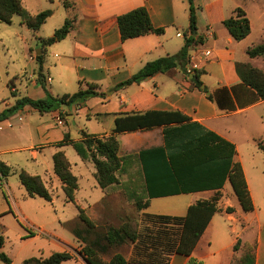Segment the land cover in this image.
Returning a JSON list of instances; mask_svg holds the SVG:
<instances>
[{
  "label": "crops",
  "instance_id": "1",
  "mask_svg": "<svg viewBox=\"0 0 264 264\" xmlns=\"http://www.w3.org/2000/svg\"><path fill=\"white\" fill-rule=\"evenodd\" d=\"M68 1L71 5L70 8H64L61 0L62 7L68 11V19H73V26L66 38L51 46L42 47L40 39L44 38L40 37L37 39L36 43V48L39 49H35L33 54H41V63L39 64L36 56L35 58H32L31 55L29 56L31 64H34L35 67L33 68V74L28 76L29 86L27 87L32 93H36V96H34V98L30 96L27 98H44V92L36 81V72L41 73L44 81L46 78H50V83H47V86L45 87H47V90L53 97H59L55 96L52 92L53 89L51 84L53 80L50 77V74L53 67L47 64V54H49L54 48H62L61 50L66 51V53L64 55V61L59 67V74H57V77L59 79L65 78L67 80L76 81L78 86L77 91L79 89L85 90L88 87H93L95 91L101 94V96L90 98L82 106H77L76 113L69 117H73L74 120L76 114L82 112L85 113L86 117L89 116L87 119H90L91 117L96 118V116L110 119L111 128L109 133L103 132V134H92L96 136L100 135L99 137H107L114 129L116 118L142 115L150 111H177L190 118L192 122L199 123L207 130L234 145L236 150L234 161L240 163L242 167L255 210L257 207L255 194H253L251 190L242 163L237 159L238 146L236 145L234 132L228 126L220 128L212 123L218 121L220 118V115L217 114L218 110L223 112L224 116H226L232 111L242 112L243 110L252 109L257 105L264 104L263 100H259L252 91H247V89L242 86L236 73V65L238 63H248L253 66V62L258 59H250L246 55V50L252 45L248 43L253 32V25L250 20V34L244 40L236 42L230 37L222 25V21L228 17L220 15L217 18V23L209 22L204 31H199L196 27L195 34L193 35L194 43L188 51V57H190L194 63L198 64V69L195 74H199V81L202 83L201 88L206 87L208 90L207 92L214 99L218 97L217 94L221 95V93H223L222 91L227 90L228 98L226 97L224 99L231 102L234 110H226L220 109L216 102L209 101L206 98L208 95L198 91L190 81L193 76L189 75L187 76V79H185L179 68L157 74L139 84L133 83L123 88H116L117 85L126 81L133 74L138 72L146 63L159 58L173 56L179 52L183 47L187 36L182 35L178 31L175 33V38L180 41L171 40L173 38L168 39L166 36L169 30H177L178 27H181L180 25L182 22L180 19H182V17L179 13L180 11H183L186 15V13L189 12L187 0ZM184 2H186L187 7H185ZM197 2L198 0H194V4ZM218 3H220V0L217 3L214 2L212 6L217 7ZM138 7H144L148 12L152 26L154 28L163 29L164 33L162 35L148 34L122 42L120 40L116 19L118 16ZM238 7H235L234 10ZM234 10L231 11L230 16ZM242 10L244 11V9ZM259 16V19H263L264 12L260 13ZM187 18L189 20V15ZM216 24L219 25L218 29H216ZM221 26L224 29H222ZM181 41L183 42L181 43ZM28 49L30 51V48ZM204 51H210L211 55L204 57ZM53 57L57 58L58 56L57 54H53ZM213 78L216 79V87L210 88L208 86L210 82L207 79ZM36 88H38L39 92L35 91ZM200 93L203 94L205 99L206 103L204 104L200 101V95H196ZM90 100L93 101V104L88 108L87 104ZM74 107L75 106H72L70 109ZM97 107L100 108L98 109L100 112H95L97 111ZM27 108L32 109L29 106H25L22 108V112ZM61 110H64V108L51 113H53L54 116L58 112H61ZM20 115L21 114L19 113L12 117L15 118V116H19L18 119L20 120ZM224 116L221 117L224 118ZM10 118L0 122V128L3 126L10 127ZM56 118L57 117H55V119ZM54 121L56 122V120ZM163 129L164 127L162 126L151 130H139L116 135V139L119 142L118 156L122 158L123 163L128 156H134L133 160L139 167L144 187L145 182L142 163L138 156L141 152L164 146L162 134ZM40 134L43 139V144L41 145L40 150L41 152L48 149L51 159L56 152L61 151L66 155L65 147L70 146H64L61 148L55 146L62 141L64 134H66L65 130L52 132L48 130H40ZM67 134L69 135V133ZM79 139L80 137L73 140L79 141ZM32 152L33 157L37 158L38 152ZM121 152L125 153V155H121ZM52 174L53 175L51 176L48 173V175L51 176L49 179L55 178L54 180H58L54 173ZM7 179L0 181L1 185L4 184V188L0 189V196L9 201L8 207L0 213H3L4 215H13L14 213L16 218L36 230L38 234L47 237L52 244L59 247V251L55 252L65 251L63 246H60L62 242H65V245L76 244L74 235L70 237V240L63 235L62 224L67 222V220L62 221L59 218L55 219L53 216L54 219L49 223L38 225L34 222L27 212L26 204H28V202H35V198L38 197H28L22 186L23 190L19 188L16 194L13 193L8 188ZM257 181H262L261 178L258 179V177H256L255 181V185L260 186ZM59 183L61 184L60 181ZM228 188L231 187L229 183L226 182L224 187L219 191L220 201H224L225 195L226 197H229V208H232L233 212L226 213V206H224L225 209H221V206H218L219 212L212 217L190 258L174 255L170 258L168 264H187L189 259H193L199 264H232L233 261H236L241 257L243 247L252 245H255L254 264H264V234L262 227L257 225L258 231L256 239H240L241 233L245 228L250 224L253 225L252 218H249V214L253 211L248 213L243 212L233 192L228 191L230 190ZM4 192L6 194H4ZM60 192V195H57L56 197H53L50 193L51 202H46L50 207L54 205L57 200L62 209H65L68 204H71L66 202L61 185ZM215 193L216 191H205L150 198L149 206L144 212L151 215L183 217L190 205L195 204L197 201H208L215 195ZM257 199L259 203L258 205L264 207V188L262 191L258 190ZM163 202L172 203L171 209L163 208V206L155 204ZM39 204H41L44 209L46 208L44 203ZM153 206L154 210H152ZM218 214H220V221L217 219ZM2 217L0 216V221ZM228 223H231L232 225L228 226ZM238 224L241 226L244 224V226H242L241 229H238ZM237 240L240 241V247L234 251L233 247ZM69 261H75L78 262V264H87L83 258L76 260L73 257ZM69 261L63 262L62 264H69Z\"/></svg>",
  "mask_w": 264,
  "mask_h": 264
},
{
  "label": "trees",
  "instance_id": "2",
  "mask_svg": "<svg viewBox=\"0 0 264 264\" xmlns=\"http://www.w3.org/2000/svg\"><path fill=\"white\" fill-rule=\"evenodd\" d=\"M62 0L64 8L71 5ZM189 9V32L183 47L173 56H167L146 63L129 79L116 86L117 89L133 83L152 78L153 76L179 68L185 73L188 51L194 43L196 31V17L194 0H187ZM53 11L44 10L35 16L28 15L22 8L20 0H0V23L10 25L14 16L22 17V22L31 31H38ZM120 40L122 42L148 34L162 35L164 30L154 28L150 22L147 10L138 7L116 19ZM230 37L236 42L244 40L251 32L249 19L241 8H236L230 17L222 21ZM73 26V19H66L63 25L55 30L52 36L40 39L42 47L51 46L66 38ZM250 59L264 58V43L246 50ZM41 63V56L36 57ZM236 73L241 84L247 91L264 101V72L250 66L248 63H238ZM38 84L44 92L42 99L27 97L18 99L15 105L0 112V122L9 119L25 106L39 113L54 112L63 107L82 106L90 98L101 96L93 87L79 89L71 95L53 97L38 73ZM188 76V75H187ZM194 87L206 93V87L201 88L199 74L190 80ZM214 99L211 95L206 98L216 102L220 109L234 110L228 98L227 90ZM162 130L164 146L141 152L138 158L142 163L145 187L144 196L137 197L140 210H146L150 198H158L177 194H188L205 191H216L208 201H197L187 208L183 217L167 215L143 214L145 228L140 232L122 228L111 230L105 239L86 240L85 247L77 254L88 264H168L174 255L191 256L198 241L209 225L212 217L219 212V191L226 182L229 183L243 212L254 210L245 176L240 163L234 161L236 150L233 144L225 141L215 133L207 130L197 122H192L187 116L174 112L150 111L142 115H131L115 119L114 129L107 137H98L80 133L79 141L69 138L66 133L62 141L55 146L58 148L71 146L82 161L89 160L94 166V179L100 189H105L117 182L116 173L122 169L123 160L118 156L119 142L116 135L139 130H151L156 127ZM257 149L264 154V145L256 142ZM53 173L61 182V189L66 202L74 203V196L78 189L77 178L70 170L63 152H56L52 156ZM12 174L11 168L0 161V181L6 180ZM20 185L30 198L39 197L51 202V195L39 176H31L23 170L17 173ZM142 202V203H141ZM226 213H232V208H226ZM11 213V212H9ZM80 219L81 211L79 213ZM130 243L132 252L129 259L120 254H114L108 262L101 260L99 255L107 254L110 247ZM240 241L237 240L233 250L236 251ZM3 240L0 238V261L11 264V260L1 251ZM73 258L68 251L54 252L47 258H28L22 264H62ZM255 245L243 247L241 257L232 264H254ZM187 264H199L189 259Z\"/></svg>",
  "mask_w": 264,
  "mask_h": 264
},
{
  "label": "rangeland",
  "instance_id": "3",
  "mask_svg": "<svg viewBox=\"0 0 264 264\" xmlns=\"http://www.w3.org/2000/svg\"><path fill=\"white\" fill-rule=\"evenodd\" d=\"M20 2L24 11L30 16H35L44 10L53 11V15L36 32L24 26L22 17L17 15L13 17L10 25L0 23V112L15 105L18 99L29 96L34 98L36 96V93H32L27 87L29 86L28 76L33 74V68L35 67L34 64H31L29 56L31 55L32 58L41 56V54H33L35 49H39L36 48L37 39L40 37L45 39L52 36L53 32L60 28L64 21L68 19V11L62 7L61 0H20ZM65 2L70 5L68 0ZM214 2L217 3L219 0H198L194 4L196 27L199 31H204L209 22L217 23V18L220 15L229 17L231 11L239 6L244 9L253 25V32L248 43L252 44L251 47L264 43V18L259 19L260 13L264 12V0H220L217 7L215 6L216 8L212 6ZM184 3L185 7H187L186 2ZM179 15L182 17L180 19L182 22L181 27H178L177 30L173 29L174 31L169 30L166 36L168 39L173 38L171 40L174 41H180L175 38L177 31L187 37L191 36L188 30L189 20L187 17L189 12L185 15L183 11H180ZM218 28L219 25L216 24V29ZM222 29L224 28L222 27ZM28 48H30V51ZM61 49L54 48L47 54V64L53 67L51 69L52 75L50 74L53 80L51 84L52 92L59 97L63 94L75 93L78 88L76 81L57 77L59 67L64 61L66 53V51ZM53 54H57L58 57L54 58ZM252 65V67L264 72V58H258ZM181 72L184 78L187 79L186 73ZM35 74L38 82L39 74L37 72ZM40 80L47 86L43 76H41ZM207 80L210 82L208 85L210 88L216 87V79ZM35 91L39 92L38 88ZM196 95H200V101L203 104L206 103L203 94ZM92 104L93 101L90 100L87 107L90 108ZM63 108L64 110L54 116L51 112L39 113L29 108L22 112L23 110L21 109L13 114L14 116L20 113V120L18 119L19 116H15V118L11 116L9 120L10 127L3 126L0 128V161L11 168L12 174L8 177L7 183L9 190L13 193L16 194L19 188L23 190L17 178V173L21 170L31 176H40L42 183L53 197L61 193L59 181L54 180L55 178L49 179L53 175L52 159L48 149L44 150V152L40 151L43 144L40 130H48L50 132L65 130L66 133H69L72 140L79 138L81 131L87 134L110 132V119L99 116L87 119L89 116L86 117L85 113L78 112L73 120V117L69 116L76 113V107L72 109ZM98 109L100 108L97 107L95 112H100ZM217 114L220 115L219 120L212 123L220 128L228 126L233 130L236 145L238 146L237 159L243 165L257 202L256 209L249 214L253 225L250 224L245 228L241 233L240 239H256L257 225L262 227L264 234V207L259 206L257 201L258 190L262 191L264 188V154L256 146L257 141H261L264 145V104L242 112L232 111L226 116L219 110ZM221 116H224V118ZM55 117L62 121V126H59L54 121L56 120ZM97 136L99 137L100 135ZM32 151L38 152L37 158L33 157ZM65 152V156L71 164L70 170L77 178L78 189L74 196V203L68 204L65 209H62L58 200L50 207L42 198H35V202L26 204L27 212L34 222L40 225L49 223L54 218H59L62 221L67 220V222L62 224L63 235L68 240L74 235L76 244L65 245V242H62L60 246H63L65 251L70 252L76 260L81 258L77 253L83 250L86 240L105 239L111 230L122 228L132 232L144 230L143 214L145 212L140 210L137 204V197L144 196V184L139 167L133 160V155L125 158L122 169L116 173L117 182L102 190L95 182L93 164L89 160L83 162L71 146L65 147ZM121 155H125V153L121 152ZM256 177L262 180L260 182L257 181L260 186L255 185ZM1 188H4V184H0ZM228 189H230L228 191H232L231 188ZM4 194L6 193L4 192ZM38 201L39 203H44L46 208L44 209ZM8 202L6 198L0 196V212L4 209L6 210ZM220 202L218 206H221V209H225L224 206L229 208V197L225 195L224 201ZM155 204L168 209L172 207V203L168 202ZM152 210H154V206ZM80 211L83 219L79 217ZM0 216H3L0 221V238L3 240L1 251L11 260V264H22L24 260L33 257L47 258L53 252L59 251V247L52 244L47 237L38 234L36 230L16 218L14 213L13 215L3 214ZM219 217L220 214L217 216L218 221H220ZM227 225L230 226L232 224L228 223ZM242 226L238 224L237 228L241 229ZM131 252L132 245L127 243L110 247L107 254L99 256L101 260L108 262L114 254H120L124 258L129 259ZM69 262V264H78L75 261ZM0 264L5 263L0 261Z\"/></svg>",
  "mask_w": 264,
  "mask_h": 264
},
{
  "label": "built area",
  "instance_id": "4",
  "mask_svg": "<svg viewBox=\"0 0 264 264\" xmlns=\"http://www.w3.org/2000/svg\"><path fill=\"white\" fill-rule=\"evenodd\" d=\"M177 36H180V35H177ZM211 55V52L210 51H204L203 52V56L204 57H208ZM198 69V64L194 63L193 60L188 57V60H187V65L185 67V73L186 75H191L193 76L196 72V70ZM45 82L46 83H50V78H46L45 79ZM56 122L58 125H61L62 124V121L59 119V118H56Z\"/></svg>",
  "mask_w": 264,
  "mask_h": 264
},
{
  "label": "water",
  "instance_id": "5",
  "mask_svg": "<svg viewBox=\"0 0 264 264\" xmlns=\"http://www.w3.org/2000/svg\"><path fill=\"white\" fill-rule=\"evenodd\" d=\"M206 95H209V93L208 92H206ZM87 263V262H86ZM88 264V263H87Z\"/></svg>",
  "mask_w": 264,
  "mask_h": 264
}]
</instances>
